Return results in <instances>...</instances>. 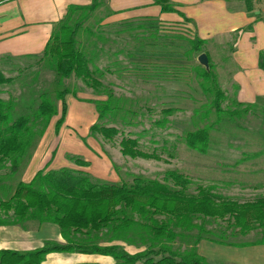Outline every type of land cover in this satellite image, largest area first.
<instances>
[{
	"label": "rangeland",
	"instance_id": "obj_1",
	"mask_svg": "<svg viewBox=\"0 0 264 264\" xmlns=\"http://www.w3.org/2000/svg\"><path fill=\"white\" fill-rule=\"evenodd\" d=\"M66 23L80 26L78 48L93 59L91 70L99 69L103 73V77L99 73L96 75L103 88L95 91L74 75L64 79L42 55L22 59L2 57L0 71L10 82L0 87L3 91L0 96L4 100L12 99L16 102L17 116H31L34 110H30V106L33 103L38 106L42 94L47 95L60 113L58 91L68 90V94L82 99L91 97L93 101H78V105L87 110H93L97 103L109 102L110 111L97 124L118 127L121 134L107 141L101 135L91 132L88 139L84 138V142L95 139L96 146H101L102 152L115 163V177L120 180L115 184L122 181L131 183L137 176L163 181L168 171L175 170L190 180V195H196L197 189L203 187L218 201L247 203L264 198V101L252 105L237 102L235 90L226 87L219 74L222 53L220 55V52H213L205 45L202 47V54L208 55L212 70L218 78L221 76L219 84L225 93L222 107L227 114L218 116L210 105L211 99L202 92L199 85L201 81L195 72L196 66L200 64L199 56L191 50L195 37L193 28L178 22L142 20L101 25L100 16L90 11L77 12ZM227 66L231 68V62ZM71 106L74 120L70 121V125L76 129L72 130L77 136L82 138L83 116L73 104ZM229 112L236 115L231 116ZM101 113L102 111H97L98 115ZM59 117L52 118L47 125L43 120L37 121L32 129L31 145L16 172L11 170L10 163L0 167V201L12 196L37 153L46 151L48 156L56 150L62 139L55 133ZM203 128L210 132L208 150L205 153L192 150L185 142L188 132ZM122 134L139 137L140 150L155 154L160 159H132L123 156L120 150ZM62 149H66V152L69 150L66 159L73 161L74 165V159H85L84 155L76 153L75 147ZM77 167L79 169H73L83 171L80 168H87ZM92 179L93 182L99 180L93 176ZM97 182L104 183L102 180ZM28 224L30 223L26 225ZM206 228L218 234L225 233L229 241L237 243L253 242L260 237L256 231L246 237L231 238L232 231L223 221L208 220ZM196 234L195 231L178 238L172 243L173 249L186 254ZM69 239L100 246L115 244L130 254L166 243L156 241L141 228H134L124 235L105 229L100 233ZM63 240L61 245L67 244L68 241ZM208 250H211L214 259L221 262L210 264H258L257 253L263 251L243 253L234 250L222 252L216 248ZM77 254L79 256L75 260L67 263H110V260L98 255L85 254L82 258V253ZM70 256L72 255L69 253H54L47 256L43 264H63ZM221 259H224L223 263ZM261 264H264V257Z\"/></svg>",
	"mask_w": 264,
	"mask_h": 264
},
{
	"label": "trees",
	"instance_id": "obj_2",
	"mask_svg": "<svg viewBox=\"0 0 264 264\" xmlns=\"http://www.w3.org/2000/svg\"><path fill=\"white\" fill-rule=\"evenodd\" d=\"M100 2L101 0H95L89 7H71L67 19L53 31L42 55L64 79L74 75L95 91L103 88L96 75H104L99 69L91 70L93 59L78 48L80 26H71L66 21L77 12H94ZM156 3L164 13L181 14L167 0H156ZM182 17L188 21L183 15ZM204 44L205 41L195 35L192 52L200 56ZM195 72L201 81L199 85L202 92L211 99L210 105L217 115L227 114L222 107L225 93L210 61L208 69L197 65ZM9 82L10 79L0 71V87ZM67 92L68 90L57 92V99L61 103L60 113L47 95L42 94L38 106L31 104L30 110H34L31 116H17L16 102L12 99L4 100L0 96V167L10 163L13 172L20 168L31 145L32 129L37 121L43 120L47 125L52 118L60 116L55 125L59 132L68 111L65 100ZM2 93L0 89V95ZM108 103L96 104V110L102 111L97 122L110 111ZM244 112L247 113V110ZM228 114L236 115L234 112ZM97 122L91 126L90 131L101 135L103 139L108 141L121 134L118 127L100 126ZM122 136L120 150L123 156L132 159H160L155 154L140 150L139 137ZM209 140L210 132L207 128L188 132L185 136L187 146L201 153L208 150ZM74 161L80 167L90 166L89 162L82 159ZM48 167L49 165L38 171L31 182H19L12 196L0 201V227L23 226L30 222L51 223L60 228L62 237L68 242L64 245L48 244L27 252L0 250V264H43L50 254L77 252L111 257L114 264H210L198 252V245L202 240L236 248L264 245V198L247 203L218 201L203 187L197 189L196 195H190V180L175 170L168 171L163 181L137 176L131 183L122 181L120 184H112L97 182L99 180L93 182L88 172L70 168L48 170ZM208 220L226 222L228 229L232 231L231 238L246 237L256 231L260 237L248 243L232 242L225 233L218 234L208 230ZM134 228H141L156 241L166 243L130 254L115 244L100 246L69 239L100 233L105 229L124 235ZM195 231L197 234L194 242L186 254L173 249L172 243L178 238Z\"/></svg>",
	"mask_w": 264,
	"mask_h": 264
},
{
	"label": "crops",
	"instance_id": "obj_3",
	"mask_svg": "<svg viewBox=\"0 0 264 264\" xmlns=\"http://www.w3.org/2000/svg\"><path fill=\"white\" fill-rule=\"evenodd\" d=\"M94 1L0 0V58L22 59L43 55L53 31L67 19L70 8L89 7ZM167 1L181 14L164 13L156 0H101L93 14L100 16L101 25L121 24L130 20L186 24L189 28H193L195 35L205 41L204 45L207 48H211L213 52H220V55L222 53L219 74L223 77L226 87L235 90L237 102L252 105L264 101V66H262L264 64V0ZM182 15L188 21H185ZM73 18L74 15L70 20ZM228 62H231L232 69L227 66ZM66 97L68 111L65 123L59 132L55 129L57 136L62 137L58 147L48 156L46 151L37 153L26 168L22 181L31 182L36 173L45 169L47 165H49L48 170L73 169V167L79 169L73 161L66 159L69 150L66 152V149H62L75 147L76 153L84 155L83 160L90 163L89 167L80 170L88 172L95 179L107 183H119L120 180L115 177L113 166L115 163L102 152L101 146H96L97 141L93 139L84 142V138L88 139L91 134V126L97 122L98 114L96 107L87 110L86 107L78 105V101H93V99L91 97L82 99L71 94H67ZM72 104L84 119L81 124L84 129L82 138L77 136L72 130L75 128L70 125V121L74 120ZM63 241L60 228L51 223L30 222L26 227H0V250L27 252L42 248L50 242L62 244ZM209 248H216L222 252L234 250L243 253L263 250L257 253L258 264H261L264 257V245L236 248L202 240L198 245V252L209 263H221L212 257L214 255L208 250ZM69 254L72 256L63 264H71L67 261L75 260L79 256L77 253ZM82 256L86 255L82 254ZM101 258L110 260L109 264H114L111 257L101 256ZM221 260L223 263L224 259Z\"/></svg>",
	"mask_w": 264,
	"mask_h": 264
},
{
	"label": "water",
	"instance_id": "obj_4",
	"mask_svg": "<svg viewBox=\"0 0 264 264\" xmlns=\"http://www.w3.org/2000/svg\"><path fill=\"white\" fill-rule=\"evenodd\" d=\"M198 62L200 65H202L203 67H205L206 69L209 68V59L207 57L206 54H201L199 57H198Z\"/></svg>",
	"mask_w": 264,
	"mask_h": 264
}]
</instances>
